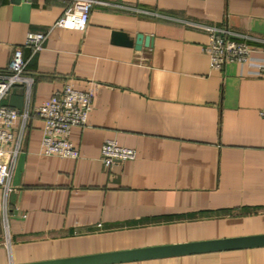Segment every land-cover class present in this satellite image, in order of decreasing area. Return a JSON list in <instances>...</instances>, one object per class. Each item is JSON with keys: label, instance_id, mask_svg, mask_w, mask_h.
<instances>
[{"label": "crops", "instance_id": "obj_1", "mask_svg": "<svg viewBox=\"0 0 264 264\" xmlns=\"http://www.w3.org/2000/svg\"><path fill=\"white\" fill-rule=\"evenodd\" d=\"M69 4L0 0V69L46 32L40 51L24 50L30 109L66 82L93 88L69 134L76 158L39 153L31 116L12 188H0V264L264 234V66L212 68L204 50L213 26L264 64V0H97L84 28L55 26ZM115 30L143 40L115 43ZM2 101L22 107L23 86ZM106 139L135 157L105 166ZM109 264H264V245Z\"/></svg>", "mask_w": 264, "mask_h": 264}, {"label": "built area", "instance_id": "obj_2", "mask_svg": "<svg viewBox=\"0 0 264 264\" xmlns=\"http://www.w3.org/2000/svg\"><path fill=\"white\" fill-rule=\"evenodd\" d=\"M97 0H70V4L55 21V26L64 28L85 27L92 5ZM208 41L204 46L212 68H222L227 62L249 63L256 72L263 69V61L252 58L254 46L245 39L229 37L226 31L208 26ZM46 32H29L23 43L14 46L6 68L0 69V188L8 192L11 188V176L15 162L22 151L23 140L31 116L39 117L42 122V136L39 153L59 157L79 156L78 148L70 141V130L86 122L91 107L93 88L85 90L76 88L66 82L53 91L46 99L33 109L29 107L33 75L26 71L28 57L43 48ZM258 62L255 63L254 62ZM21 84L24 89V105L20 108L3 103V98L11 89ZM264 118V104L259 110ZM135 149L119 145L112 139H106L100 150V158L105 166L115 161H124L135 157Z\"/></svg>", "mask_w": 264, "mask_h": 264}, {"label": "water", "instance_id": "obj_3", "mask_svg": "<svg viewBox=\"0 0 264 264\" xmlns=\"http://www.w3.org/2000/svg\"><path fill=\"white\" fill-rule=\"evenodd\" d=\"M13 4H19L23 0H10ZM27 4L23 3L22 7H26ZM113 41L115 43L130 45L133 42L138 48L143 40L141 33L136 35L135 40H131L122 31L112 32ZM144 42L149 43L148 36L144 37ZM264 245V234L239 236L215 240H205L197 242H187L178 244H167L159 246H148L141 248H130L123 250H116L110 252H102L95 254H87L82 256L60 258L54 260L31 262L26 264H109L117 262H126L133 260H142L149 258L198 253L206 251H216L223 249H235L253 246Z\"/></svg>", "mask_w": 264, "mask_h": 264}]
</instances>
